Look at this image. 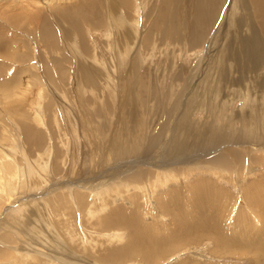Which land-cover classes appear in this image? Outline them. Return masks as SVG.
Instances as JSON below:
<instances>
[{
    "label": "rangeland",
    "instance_id": "1",
    "mask_svg": "<svg viewBox=\"0 0 264 264\" xmlns=\"http://www.w3.org/2000/svg\"><path fill=\"white\" fill-rule=\"evenodd\" d=\"M91 1L0 0V149L1 153H10L16 147L23 150L21 154L14 153L16 163H22V170L18 168L21 175L16 179V185L8 183L5 168L0 165L1 177L6 181L5 190L10 191L4 195L2 208L0 206V264H19L18 258L32 256L35 252V258H28L51 259V264H105L100 260L103 255L96 252H100V246L105 245L106 237L110 235L114 238L113 235L121 231L95 227L94 221L102 212L94 214L93 219L86 218L75 198L80 192L88 194L87 203H92V209L98 210L97 206L103 204L110 210L109 206H105L106 202L116 201L126 209L133 208L143 220L167 227L172 220L158 204L159 191L161 187L174 185L184 187L181 190L185 194L186 181L189 180L187 170L193 161H178L184 151L196 155L194 142L188 146L185 140L174 142L171 153L169 150L163 152L161 149L168 129L180 128L183 117L188 118L195 129H202L205 122L210 124L211 121L214 127L213 116L218 115L219 100L229 101L236 96L234 87L221 88L216 78L207 82L206 88V84L198 79L201 68H198L192 83L186 84L189 68L194 69L205 54H210L209 38V41L206 39L194 50L186 52L187 46L181 49L183 44H170L168 41L170 45L166 42L162 45L160 38L154 34L152 47L149 46L151 50H144V56L140 37L134 33L143 29L146 31V27L151 26L150 21L156 20L159 9L164 7L162 0H131L133 8L131 15L127 16L130 21L126 27L132 29L135 38L130 43L123 36L124 28L120 31L115 22V18L125 11L121 1ZM183 9L185 11L187 7ZM136 25L139 27L136 28ZM125 47L129 51L127 64L120 66L119 58L122 55L124 59L122 52ZM134 62L139 64L136 63V66ZM186 67L188 70L183 71L182 68ZM143 74L147 76V81L141 88L142 81L137 83ZM209 86L214 90L208 96L212 101L219 94V89L221 93L206 112L202 94L206 92L205 88L210 90ZM186 95L197 98L191 107ZM240 95L242 93L238 97ZM243 103L242 98L233 100L234 108L229 112L240 111ZM37 116L42 119V124H37L34 119ZM31 129L43 132L45 144L42 147L38 140L28 139ZM204 135L209 139L208 134ZM253 143L256 145L248 146L250 154L244 147H237L236 143L232 144V152L239 149L246 157L264 156L257 142ZM182 144L185 145L184 151L180 149ZM222 150L195 158L194 175H199L196 178L205 175L215 185L229 190V198H223L226 206L230 209L236 204L245 208L240 212V224L234 231L238 233L239 229H248L255 224L256 232L260 234L257 235L259 242L247 247V256H219L214 253V241L203 237L199 245L167 253L158 264H177L180 259L188 263V258L190 262L200 264H258L260 260L256 262L253 256L261 251L263 255L259 264H264V212H261L264 209L260 207L264 199L254 200L255 208L249 206L245 186L242 187L244 180L258 181L257 173L240 166L237 160L229 170L212 164L211 159ZM180 152L182 156H179ZM25 156H28L29 163H24ZM163 161H169L166 167L169 171L160 167ZM255 161L258 162L253 158V163ZM55 163L57 167H54ZM250 165L256 168L260 177L264 170L257 169L259 163ZM143 171H147L148 175H143ZM160 171L164 173L158 174V177L167 180L162 182L161 178L157 179L156 173ZM236 176L240 182H236ZM232 179L235 184L231 183ZM154 180L158 183L153 185L151 182ZM198 183L196 181L195 185ZM61 194L69 195L76 201L73 203L76 209L73 217L77 221L76 226H79L76 229L75 224L72 225L74 221L69 224L73 231L77 230V238L74 235L71 237L76 238L74 241L81 246L88 244L86 247L90 248V254L85 255L81 248L75 247L77 244L70 245L63 237L66 229L61 223L70 222L71 215L62 211L56 214L50 204L51 199ZM200 209L199 216L204 223V216L201 215L203 207ZM122 232L125 237L126 233ZM105 233L109 235L105 236ZM127 260L118 264H149L143 260ZM20 264L26 262L21 261Z\"/></svg>",
    "mask_w": 264,
    "mask_h": 264
},
{
    "label": "bare ground",
    "instance_id": "2",
    "mask_svg": "<svg viewBox=\"0 0 264 264\" xmlns=\"http://www.w3.org/2000/svg\"><path fill=\"white\" fill-rule=\"evenodd\" d=\"M120 1L125 6V11L123 12L124 14H120L115 18V22L117 26H119L120 31L124 28L122 31L123 36L127 38V40H129L128 43H130V40L135 38L133 37L134 32L130 27H126V25H128L127 23L130 21L127 19V16L131 15V9L133 8L132 2L131 0ZM162 4L164 7L159 9L156 20L153 19L150 21L151 26L146 27V31L143 29L138 30V33H134L135 36L140 37L141 41L139 39L138 40L144 56L146 54L144 53V50H149V46H151L153 39H155L153 36L154 34L160 38L162 45L165 42H169L170 44H183L181 49H184L186 48L185 46H187V49H185L186 52L194 50L196 47L207 41V38H209L210 41H208L210 42V49L208 51H210V54H205L203 58L195 64L194 69L189 68V75L187 74L186 84L189 85L192 83L195 79L198 68L199 70L201 68V73L198 75V79L200 80V83L202 82L203 84H206V88H208V83L211 82V79L215 80L216 78L215 81L221 88L224 86L226 88L234 87L236 90V96L231 98L232 100L229 101H226V99L223 98L222 101L219 100L220 103L217 105L218 115L216 113L217 116H213V120L216 124L214 126L215 128L211 125V121L210 124L205 122L202 129H195V127H193L194 125L188 121V118L183 117L184 121L181 122L180 128L177 127L175 130H173V128L171 130H169L170 128L168 129V136L166 137V141L161 149L163 152L169 150V153H171V148L173 147L174 142L182 143L185 140L184 142L188 144V146L190 142H194L196 145V155L192 156L185 152L184 144H182L180 148L184 151V155L182 156V152H180V155L177 153L179 156H182L178 162H183L188 159L190 160L188 162L193 161L191 163L192 166L189 165L190 167L187 170L188 174L186 176L189 180L186 181L188 182V186H185L187 189V191L185 189V194L182 193L184 187L180 188V186L174 185L168 188L161 187L159 191L161 196L157 198L158 204L164 213L172 220L167 227L166 225L162 226L158 223L153 224L154 222L151 223L149 220H143L138 213H135L132 210L133 208L126 209L120 203L117 204L116 201L106 202V204L104 203L105 206L107 205L110 207V210L104 207L103 204H101L100 207L98 205V211L96 209H92V203H87L88 194L80 192L75 195V198L79 201V204H77L80 207V210L83 211L82 214L85 215L86 218L88 217L89 219H93L94 214L96 215L102 212V214L97 217L96 222L94 221L95 227L98 226L101 230H111L114 228L115 230L121 231V233H117L118 235H113L114 238H117L116 240L109 234L108 236L105 233V236H108L106 237L107 242L104 243L105 245L100 246L102 247L100 252H96L103 255L102 257L100 256V260L105 264H118L120 262L128 261L127 259L135 261L143 260L149 264H158L157 262L160 263V260L164 259L167 253H171L173 251L181 252L183 250H187L190 246L195 247L199 245V242L203 237L214 241V244L216 245L214 253L219 256L224 254L247 256V247H249L250 244L259 242L257 240L259 232H256L257 228L255 224H251L248 229H239L238 233L234 231L239 227L241 220L240 212L243 210L245 211V208L243 209L241 207H237V205L234 204L233 206H230L231 208L229 209L223 199L224 196L229 198V190L227 188L218 184L215 185V183L211 182V179L202 174L200 177L196 178L198 174L194 175V169L196 168V163H194L196 160L194 159L200 158L202 155L204 156L213 152L215 153L216 150L223 149L224 151L222 150L220 153L217 152L213 159H211L212 164H218L224 169L229 170L232 169L233 162H236L237 160L238 163L241 164L240 166L243 165V167H247L249 171L252 169V173H257L258 181H243L242 187L245 186V198L250 200V202L248 201L250 204L249 206L253 208L256 207L253 205L254 200L260 198L264 199V171L261 172V176L259 177L258 171H255L256 168L254 169L250 165H256V163H259V167L257 169L259 171L264 170V156L256 158L251 155H247L249 157H246L245 154L242 153V150L239 149L232 152L234 148L232 144L236 143L237 147H244V150H247V154H250L251 152L249 151L248 146L256 145L253 141L257 142L261 148H259V150H263L264 152V0H162ZM185 6L187 7V10L184 11L183 8ZM138 27L139 26L136 25V28ZM126 47L125 51L122 52L124 54V59H122V55L119 58L120 66L122 63L127 64V52L129 51L128 49L126 51ZM154 52L156 53L155 50ZM149 54L150 52L148 55ZM135 61H137V59ZM136 63L134 62V64ZM137 64H139V62ZM184 69H187V67L182 68L183 71ZM144 76L145 74L141 76V79L138 81L139 83H137L141 84L140 80L142 81L141 88L147 81V76H145V78ZM206 88V92L202 95L205 97V103L203 104H205L207 109L206 112H208L210 108L213 107L215 100L217 101V99H219L221 89L217 87L219 89V94L213 97V102L211 97H208L213 89H211L210 86V90H207ZM240 93H242V95L238 97ZM190 96L186 95V98L187 103L189 104L188 106L191 107V105L194 104V99L197 98L195 96ZM237 98L243 99V107L240 111L238 110L230 113L229 111L234 108L232 102ZM34 119L38 125L42 124V119L38 116ZM177 119L178 118H176V120ZM33 129H31L28 133V139H33V141L38 140L39 145L42 147L45 144L43 142L45 136L40 130L35 131ZM178 130H182V132H178ZM201 131L203 135L208 134L209 139H206L204 137L205 135L203 136L201 134ZM249 148L252 149L251 147ZM20 149L21 147L19 149L16 147L14 151L10 153L6 151L1 153L0 149V165L4 166V173L6 172L9 179L8 183H12V186L16 185V179H18L21 175V171L18 170V168L22 170V163L18 160V163H16L14 154L17 152H20L21 154L23 150L20 151ZM21 156L23 157V155ZM27 157L25 156V160L23 159L24 163L29 160ZM253 158L255 160L257 159L258 162L255 161L256 163H253ZM168 162H164V164L160 166L161 168H164L165 171H169L168 168L166 169ZM54 167H57L56 163ZM7 169L10 172H8ZM144 173L148 175L147 171H143V175ZM163 173L164 172L161 171L156 173L157 179L161 178L158 177V174L162 175ZM165 174L163 176H165ZM137 175H135V177H137ZM189 175L193 176L190 178ZM4 176L6 178V175ZM168 179L171 180L172 178ZM158 180H154L151 184H157ZM164 180L167 179L165 178ZM164 180L162 179V182ZM196 181H199L198 185H195ZM190 182L191 185L189 184ZM232 182L235 184L234 180L231 181V183ZM236 182H240V179L237 176ZM5 185L6 181L0 174L1 208V203L5 202L4 195L10 192L9 189L8 192L5 190ZM236 186L238 187L239 184H236ZM145 188H147L146 185ZM221 196L222 199H220ZM75 202V199L69 195H58L50 200V204L54 211H56V214L62 211L64 214L68 213L71 215V217H69L71 218L70 222L66 221L61 223V226L66 229L65 231L61 227L64 230L63 237H65L70 245H72L71 243L77 244L76 246H73L81 248V250L85 252L84 254L87 255V253H91L90 248L86 247L88 244L81 246L78 244L79 242H75L74 240L77 238V230L73 231L72 227H69V224L75 219V217H73V212L76 210L73 208V203L75 204ZM202 207L204 211L201 212V215L204 216V223L201 221L199 216L201 210L200 208ZM260 207L264 209V204H261ZM234 215L236 216L235 218H233ZM60 217H62V215ZM76 222L77 221H74L72 225ZM170 224H173V226ZM78 226H76V229H78ZM122 231L126 233L125 237L123 236ZM71 235H74L76 238L73 239ZM123 238H125V242H122ZM98 246L95 247L98 248ZM12 253H14V251ZM262 255L263 251L253 256L255 261L260 260L258 262L256 261L258 264L261 263ZM27 256L30 257L31 255ZM28 257L23 256V258L21 257L22 259L18 258L19 260L17 261L19 264L21 261H25L26 264H51L49 262L52 261L51 259H45L42 261ZM31 257L35 258L36 252ZM188 259V263L186 260L180 259L177 264H200L196 261L190 262Z\"/></svg>",
    "mask_w": 264,
    "mask_h": 264
}]
</instances>
